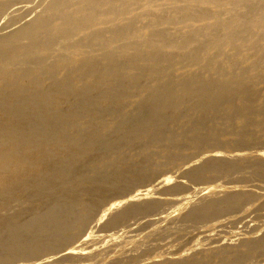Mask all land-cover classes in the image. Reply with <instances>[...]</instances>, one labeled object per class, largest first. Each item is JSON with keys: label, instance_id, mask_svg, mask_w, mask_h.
I'll use <instances>...</instances> for the list:
<instances>
[{"label": "bare ground", "instance_id": "1", "mask_svg": "<svg viewBox=\"0 0 264 264\" xmlns=\"http://www.w3.org/2000/svg\"><path fill=\"white\" fill-rule=\"evenodd\" d=\"M253 142L264 0H0V264H264Z\"/></svg>", "mask_w": 264, "mask_h": 264}, {"label": "rangeland", "instance_id": "2", "mask_svg": "<svg viewBox=\"0 0 264 264\" xmlns=\"http://www.w3.org/2000/svg\"><path fill=\"white\" fill-rule=\"evenodd\" d=\"M255 143H256V144H254V142L251 143V145H253V147H250V146H249V147H250V150L261 149L262 147L264 148V146H263L264 144L262 145V143H260V142H259V143L255 142ZM210 144L212 145L213 143H212V142H204L203 145H202V150L205 149V148H207L208 146H211ZM258 144H260V145H258ZM254 145H255V146H254ZM256 146H257V147H256ZM259 146H260V147H259ZM238 149H243V147H242V148L239 147ZM245 149H249V148H248V147H245ZM174 171H175V170H174ZM242 175H244V174H243V173H242L241 175L239 174V176H240L239 178H246V177H244V176H242ZM256 177H257V178H256ZM247 178H248V177H247ZM249 179H252V181L250 180L251 182H247L246 185H254V184H257V185H259V184H260V185H264V181H263V182H260V181L263 180V179H258V176H254V177L249 178ZM256 179H258V180H256ZM255 180H256V181H255ZM244 184H245V183H244ZM257 199H258V198H254V200H252L253 203L251 202L252 204H250V205H251V206L255 205V206H253V207H256V205L260 203V202L258 201L259 199H258V200H257ZM257 201H258V202H257ZM255 202H256V203H255ZM250 205L248 204L247 206H250ZM247 206H245V207H247ZM245 207H244V208H245ZM258 211H259V212H258ZM258 211L252 213V214H251V217H258V218H256V221H257V222H260V220H261V222H262V221H264V208H262V209L260 208ZM261 212H262V213H261ZM253 214H254V215H253ZM255 215H256V216H255ZM239 227H240V225H239ZM239 227H238V228H239ZM235 230H236V228H235ZM177 238H178V237L176 236V238H174V239H171V238H170V240H178L177 242L179 243V239H180V237H179L178 239H177ZM170 240H169V241H170ZM183 240H185V237L183 238ZM183 240H181V241H183ZM177 242H176V243L174 242V244H178ZM180 243H181V242H180Z\"/></svg>", "mask_w": 264, "mask_h": 264}]
</instances>
